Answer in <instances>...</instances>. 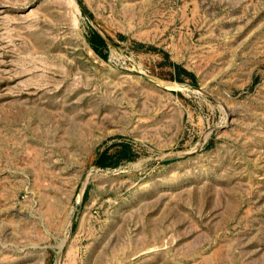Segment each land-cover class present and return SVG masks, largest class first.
<instances>
[{
    "label": "rangeland",
    "instance_id": "obj_1",
    "mask_svg": "<svg viewBox=\"0 0 264 264\" xmlns=\"http://www.w3.org/2000/svg\"><path fill=\"white\" fill-rule=\"evenodd\" d=\"M0 264H264V0H0Z\"/></svg>",
    "mask_w": 264,
    "mask_h": 264
},
{
    "label": "trees",
    "instance_id": "obj_2",
    "mask_svg": "<svg viewBox=\"0 0 264 264\" xmlns=\"http://www.w3.org/2000/svg\"><path fill=\"white\" fill-rule=\"evenodd\" d=\"M89 43L91 44V47L94 51L96 52H100L102 47L105 46V40L104 38L96 31H92L89 34ZM140 46L142 44H139ZM151 47V46H150ZM128 145L125 143H121L120 145V149H119V155L120 156H125L126 153L128 152ZM105 156L102 154L101 156L98 157L97 161L100 162L99 164H102V160ZM85 194V191H84Z\"/></svg>",
    "mask_w": 264,
    "mask_h": 264
},
{
    "label": "water",
    "instance_id": "obj_3",
    "mask_svg": "<svg viewBox=\"0 0 264 264\" xmlns=\"http://www.w3.org/2000/svg\"><path fill=\"white\" fill-rule=\"evenodd\" d=\"M167 159H169V157H163L160 160L164 161V160H167Z\"/></svg>",
    "mask_w": 264,
    "mask_h": 264
}]
</instances>
